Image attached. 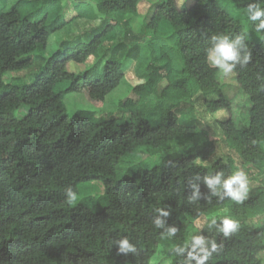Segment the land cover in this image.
Returning <instances> with one entry per match:
<instances>
[{
    "label": "trees",
    "instance_id": "1",
    "mask_svg": "<svg viewBox=\"0 0 264 264\" xmlns=\"http://www.w3.org/2000/svg\"><path fill=\"white\" fill-rule=\"evenodd\" d=\"M141 1L146 0H17L0 9V88L6 86L5 73L25 70L36 60L40 66L30 84H10L0 94V264H150L162 241L184 243L193 222L204 215L222 208L236 219L264 213V191H250L237 203L222 183L208 186L206 177L220 176L223 182L236 171L226 156L215 153L214 140L206 138L184 154L175 152L201 136L200 122L187 102L200 93L213 119V133L234 150L242 167L264 174V30L257 33L260 21L244 15L260 0H192L181 7L176 0H162L139 33H132L125 22L121 41L99 54L105 42L115 39L112 22L103 20L84 45L62 42L54 54L43 56L51 34L70 21L135 14ZM69 4L81 5L80 10L64 20L61 14ZM162 29L174 42L179 81L151 73L148 90L139 85L136 99L119 102L125 107L119 117H68L65 94L81 93L101 106L124 78L121 61H136L146 34ZM221 34L232 40L239 34L247 37L251 59L229 73L235 89L224 83V75L219 78V69L209 61L212 36ZM244 54L241 49V60ZM90 57L104 59L92 80L91 68L84 66ZM154 60L164 63L163 68L170 66L166 55ZM239 94L248 101L240 121L232 115V99ZM151 95L157 97L153 106L147 103ZM218 113L226 117L214 118ZM159 116L164 123L149 125L148 117ZM140 149L147 154L163 150L161 164L122 173L120 165ZM92 181L102 183L108 206L94 212L81 203H66L69 187L78 192L79 185ZM158 209L169 215L162 216ZM158 219L164 227H156ZM172 227L177 232L169 236ZM194 237L204 244L193 252ZM194 237L171 264H196L189 253L202 256L201 247L211 252L205 264H264L263 230H237L228 237L219 230H203ZM123 238L135 252L119 253L116 241Z\"/></svg>",
    "mask_w": 264,
    "mask_h": 264
},
{
    "label": "rangeland",
    "instance_id": "2",
    "mask_svg": "<svg viewBox=\"0 0 264 264\" xmlns=\"http://www.w3.org/2000/svg\"><path fill=\"white\" fill-rule=\"evenodd\" d=\"M16 1L17 0H0V9L3 7L9 8ZM176 1L178 7H181L182 5L188 6L192 3V0ZM65 2H67V0H65ZM161 2L162 0L141 1L135 14L111 15V17H103L99 15L96 19H90L89 17L83 19H74L70 21L62 30L51 34L43 56L48 57L54 54L56 51H58L62 42L75 44L80 43L84 45L88 42L92 35L98 31L95 29L102 23L103 20L112 22L115 25V39L112 42H105L98 50L99 54L102 50L104 51L106 48L112 47L114 44L121 41V28L125 22L126 26L132 30V33H139L142 30V26L149 23L156 6ZM72 6L69 4L67 8L63 10L61 15L64 20H69L73 16L77 15L81 5H78L77 7ZM251 38L252 40L257 39L256 36ZM152 42L154 43L152 44ZM139 45L141 51L139 58L136 61L126 59L121 61L124 70V78L120 85L113 92L106 96L101 106H96L90 103L81 93L71 92L64 95L63 102L68 117L73 118L77 114L81 116L90 115L100 117L113 115L114 117H119L125 108L124 106H119V102L125 99H136L139 94L136 90V87L139 85L148 90L151 84L147 79V76L151 73L156 72L157 75H166L168 76V80L171 83H175L180 80L181 76L179 74V62L174 54V42L170 37L169 31L162 29L158 33H154V35H152V33H148L146 34V41L144 43H140ZM162 54L169 58L170 66L167 68H163L164 63L154 60L156 56L161 57ZM94 58L95 57H90L84 65L89 69L91 68L88 76L89 80L95 79L97 75L100 74V69L104 64V59L100 58L99 61L98 58ZM36 62L38 61L36 60L32 66L25 70L5 73L3 79L4 85L6 86L0 88V94L3 91H6L8 89L7 86L10 84L18 86L30 84L40 72L39 63ZM97 63L98 65L96 66ZM210 64L214 66L211 61ZM70 67L72 70L73 68L76 69L74 63L69 64V68ZM220 75L222 74L219 71V78ZM223 77L224 83L226 82L229 86L233 85L235 89V84L233 81H231L230 74ZM165 83L166 81H164L163 85ZM63 87H65V85L59 86L57 90H61ZM224 91L227 94V91ZM200 97V93H194L192 97L188 98L187 102L189 103V106H192L193 108V110L190 111L191 115H193L200 122L201 136L200 138L194 137L191 139L189 143L186 144V147L175 150L176 154H184L192 147L197 145L201 146V142L207 141L206 138L214 140L216 146L215 153L226 156L227 162L235 167L236 171L243 170L246 173L249 181V190L244 199L248 197V193L250 191H264V174H262L260 170H256L251 166L242 167L234 150L228 146L221 136L215 134L216 132L213 133V119L205 112L204 104L202 103ZM214 98V95L209 96V99ZM156 101L157 97L155 96L151 95L147 97V103H150L152 106L156 103ZM232 101L234 106V110L232 112L233 118L240 121V119L244 116V111L248 106V101L242 94H239V96L232 99ZM189 114L186 115L187 118L190 117L188 116ZM225 117L226 115L224 113H218L214 118L223 119ZM147 121L151 126L164 123V119H162L160 116L158 118L148 117ZM144 151L145 149H140L136 155L127 158L126 161L120 165V171L122 173H134L137 171V169L153 168L156 166L158 167L161 164L165 154L163 150L150 151L151 153L149 154L141 153ZM175 152H170L169 155H175ZM77 194L78 200L74 205L71 206L81 203L94 212H97L103 207L108 206L110 200L105 194L102 183L98 181H92L79 185ZM225 216L239 221L240 228L238 230L240 231L245 232L253 228L264 231V213L257 217L236 219L229 216L226 212V209H218L195 220L189 228V232L184 243L177 245L175 243H171L168 240L162 241L155 254L152 256L150 264H171L175 256L179 254L176 252L181 253V251H178V249H184L189 243L190 239L200 231H218L222 226V218ZM212 219L216 220L215 224H212ZM260 258L262 262H264V252L261 253Z\"/></svg>",
    "mask_w": 264,
    "mask_h": 264
},
{
    "label": "clouds",
    "instance_id": "3",
    "mask_svg": "<svg viewBox=\"0 0 264 264\" xmlns=\"http://www.w3.org/2000/svg\"><path fill=\"white\" fill-rule=\"evenodd\" d=\"M264 4V0H260V3L255 5H250L244 15L250 21H257L259 20V24L255 25V31L257 33H261V30H264V19H261L264 16V7L261 5ZM247 40L246 35L239 34L237 35L235 40L230 39L228 35H213L212 36V47L208 50V56L212 64L217 67L220 73L224 76H227L229 73L233 71L237 63H240L243 67L248 63L251 59V54L246 51V44L245 41ZM241 49H245V54L243 59L241 60ZM196 162L199 163L200 159L197 158ZM206 183L209 187H213L215 185L221 184L222 187L226 190V195L231 197V199L237 203L241 202L248 190H249V181L247 178L246 173L243 170H237L233 175H231L228 179L221 181L220 176L215 178L209 179L205 178ZM196 186L193 185V188ZM68 197L66 201L69 205H74L78 200V194L76 191H73L71 187L66 190L65 193ZM198 194V190L194 192V197ZM162 216L167 217L169 215L168 212L158 209ZM212 224L216 223L215 219H212ZM156 227L162 228L164 227V223L161 220L155 221ZM240 228V223L237 220H234L230 217H223L222 218V227L219 229L220 232L223 233L225 237L230 236L231 234L235 233ZM169 236H174L177 232L175 227L169 228L167 230ZM194 245H193V252L195 251L196 246H201L204 244V240L200 237H194ZM119 246V253H128V252H135V247L130 244L129 239L123 238L116 241ZM216 245L212 244L213 251L215 250ZM184 249H178V251H183ZM200 251L203 255H193L192 252L189 253V259L195 260L196 264H205V262L211 256V252L207 249L201 247Z\"/></svg>",
    "mask_w": 264,
    "mask_h": 264
}]
</instances>
